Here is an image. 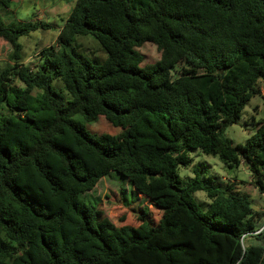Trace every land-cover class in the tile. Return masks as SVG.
Returning a JSON list of instances; mask_svg holds the SVG:
<instances>
[{
  "label": "trees",
  "instance_id": "1",
  "mask_svg": "<svg viewBox=\"0 0 264 264\" xmlns=\"http://www.w3.org/2000/svg\"><path fill=\"white\" fill-rule=\"evenodd\" d=\"M64 1L73 5L36 67L18 40L50 24L0 18L10 46L0 69V264H264L262 235L241 240L262 222L251 197L201 167L185 184L179 174L199 150L228 170L246 165L264 193V119L243 144L225 135L253 96L264 101V0ZM145 42L160 58L141 66ZM78 113L121 131L95 137ZM110 172L159 205L155 223L143 207L138 226L106 225L81 200Z\"/></svg>",
  "mask_w": 264,
  "mask_h": 264
},
{
  "label": "rangeland",
  "instance_id": "2",
  "mask_svg": "<svg viewBox=\"0 0 264 264\" xmlns=\"http://www.w3.org/2000/svg\"><path fill=\"white\" fill-rule=\"evenodd\" d=\"M72 5L73 2H65L64 0H12L7 7L0 5V18L7 25L29 20L44 21L50 24L47 29H37L29 35L19 38L18 42L21 44L22 54L27 56L24 60L25 64L36 67L40 63V50L54 44L58 30L63 20L68 16ZM79 41L86 51L94 54L101 53L98 44L91 38H82ZM137 49L143 54L141 66L154 64L160 58V52L151 42H145ZM9 50L8 44H0V69L7 60ZM180 70L181 66L176 65L171 70L172 76L179 75ZM53 86L65 94L60 80L55 79ZM73 118L81 122L95 137L104 133L117 136L121 131V127L111 125L103 116L93 120H85L78 113ZM262 119H264V101L260 95H255L241 111L237 123L226 127L225 135L233 144H243L246 138L255 131L258 122ZM190 155L193 158L192 164L187 168L179 167L183 184L186 183L188 177L194 176V167H201L205 178L232 184L234 190L251 197L254 209L264 211V198L250 183V172L246 165L241 164L236 169L228 170L217 156L206 155L199 150L191 151ZM80 198L86 203L96 205L99 217L107 223L106 225H114L115 227L138 226L141 224L138 215L143 207L148 208L146 218L152 223H155L160 217L159 205L151 202L143 195H137L130 183L116 172H110L102 177L92 190L82 194ZM194 198L199 204L209 202L203 191H196Z\"/></svg>",
  "mask_w": 264,
  "mask_h": 264
},
{
  "label": "built area",
  "instance_id": "3",
  "mask_svg": "<svg viewBox=\"0 0 264 264\" xmlns=\"http://www.w3.org/2000/svg\"><path fill=\"white\" fill-rule=\"evenodd\" d=\"M261 195L264 198V193H262ZM258 234H261L262 238L264 239V213H263V216H262V222H261L260 226L258 228H256L255 230L251 231V232L243 234V236L241 237V240H243V237L246 236V235H258Z\"/></svg>",
  "mask_w": 264,
  "mask_h": 264
}]
</instances>
